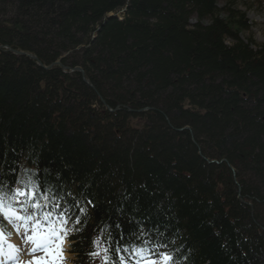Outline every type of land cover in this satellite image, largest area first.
<instances>
[{
	"label": "trees",
	"instance_id": "16d2710c",
	"mask_svg": "<svg viewBox=\"0 0 264 264\" xmlns=\"http://www.w3.org/2000/svg\"><path fill=\"white\" fill-rule=\"evenodd\" d=\"M219 1L0 0V181L87 208L74 264L109 233L264 264V45Z\"/></svg>",
	"mask_w": 264,
	"mask_h": 264
},
{
	"label": "snow or ice",
	"instance_id": "6c2138e0",
	"mask_svg": "<svg viewBox=\"0 0 264 264\" xmlns=\"http://www.w3.org/2000/svg\"><path fill=\"white\" fill-rule=\"evenodd\" d=\"M17 184L13 188L10 183L0 181V256L18 264H63L65 240L73 231L67 227L72 220V209L75 207L80 213L74 221L79 225L87 215V208L81 207L79 201L65 207L67 201L53 186L43 188L31 176L19 179ZM87 204L95 208L91 200ZM9 227L22 237L19 243L26 246L23 250L19 244L11 242L12 233L7 232ZM75 230L82 231L80 228ZM144 235L146 233L142 232L139 238ZM114 243L115 248L112 247ZM149 243L143 240L142 244L122 246V241L116 242L109 233L107 241L103 236L92 241L94 250L88 255L97 258L103 253L102 264H173V255L159 251L162 245H154L150 249L147 247ZM22 251L30 259L21 261Z\"/></svg>",
	"mask_w": 264,
	"mask_h": 264
},
{
	"label": "rangeland",
	"instance_id": "374dc122",
	"mask_svg": "<svg viewBox=\"0 0 264 264\" xmlns=\"http://www.w3.org/2000/svg\"><path fill=\"white\" fill-rule=\"evenodd\" d=\"M224 4L225 2L223 0L218 2L219 7L224 6ZM235 8L245 13L250 25L249 30L241 34V37L244 40L251 38L256 44L264 45V0H236ZM7 232L12 233L11 237H18V242L22 239V237L19 238V235L12 231L11 227L7 228ZM70 243V240L67 238L64 245L65 251L63 252V256L65 259L63 264H73L74 256L70 251ZM19 245L21 246L22 243H19ZM25 255L21 260L25 261L30 259L29 255ZM13 264H18V262L14 261Z\"/></svg>",
	"mask_w": 264,
	"mask_h": 264
},
{
	"label": "bare ground",
	"instance_id": "6f19581e",
	"mask_svg": "<svg viewBox=\"0 0 264 264\" xmlns=\"http://www.w3.org/2000/svg\"><path fill=\"white\" fill-rule=\"evenodd\" d=\"M21 236H19L20 238ZM18 238V237H17ZM16 237H10V240L12 243H15V244H19L18 242V239ZM20 246V245H19ZM26 246L25 245H21L20 248L23 250ZM26 252L22 251L21 254H20V260L22 259V257L25 255ZM23 261V260H21ZM14 261L13 260H9L7 257L5 256H0V264H13Z\"/></svg>",
	"mask_w": 264,
	"mask_h": 264
},
{
	"label": "water",
	"instance_id": "95a60500",
	"mask_svg": "<svg viewBox=\"0 0 264 264\" xmlns=\"http://www.w3.org/2000/svg\"><path fill=\"white\" fill-rule=\"evenodd\" d=\"M14 54H20V55H25V56H28L32 59H35V56H33L30 52H24V51H21V50H11ZM59 61L57 62H54L52 64H58ZM50 64V65H52ZM49 67V66H48ZM72 71H79V72H82V70L79 68V67H75L74 69H72Z\"/></svg>",
	"mask_w": 264,
	"mask_h": 264
}]
</instances>
